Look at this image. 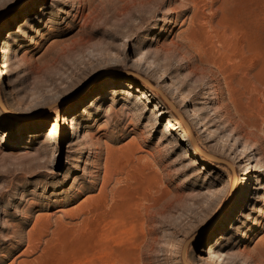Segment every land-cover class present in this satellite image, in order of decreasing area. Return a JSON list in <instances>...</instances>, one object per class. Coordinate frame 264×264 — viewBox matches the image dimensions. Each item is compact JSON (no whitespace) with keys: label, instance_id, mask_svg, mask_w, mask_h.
Returning a JSON list of instances; mask_svg holds the SVG:
<instances>
[{"label":"rangeland","instance_id":"obj_1","mask_svg":"<svg viewBox=\"0 0 264 264\" xmlns=\"http://www.w3.org/2000/svg\"><path fill=\"white\" fill-rule=\"evenodd\" d=\"M139 1L0 0L10 73L1 75L0 110L22 116L0 117V264H264V162L253 161L264 151V0ZM225 51L237 60L230 73L258 90L229 95V64L223 74L215 63ZM178 86L207 126L179 110ZM159 102L187 119L204 153L232 163L250 152L234 165L232 190L229 166L191 150ZM109 151L108 194L130 189L150 201L111 199L85 225L77 207L99 195ZM239 192L249 196L225 214Z\"/></svg>","mask_w":264,"mask_h":264},{"label":"bare ground","instance_id":"obj_2","mask_svg":"<svg viewBox=\"0 0 264 264\" xmlns=\"http://www.w3.org/2000/svg\"><path fill=\"white\" fill-rule=\"evenodd\" d=\"M159 1L160 0H140L139 3H140L141 8H143V7L146 6L147 3L156 4ZM191 1L195 4V6H199L205 0H191ZM255 17H256V21H255V23L253 25L257 29H259V27L262 24V21H260V19H259V15H258V11L257 10L255 11ZM214 25H215V23L213 22L212 23V31H214V28L216 27ZM237 39H239V38H237ZM217 42H219V39L217 40ZM220 42H221V44L223 45L224 48H225L226 45H228V43L232 44V42H233V34L230 37L224 36L223 38H221ZM212 46H213V43H212ZM246 48H248L246 46V44L242 45V51L245 50ZM0 53H3V56L0 55V58L1 57L3 58V60L0 61V79L2 80L1 75H4V77H7V76L9 77L10 73L8 71L9 62H7V60H6V53H7L6 49L1 47ZM236 61L237 60H235L234 58L229 56V52L228 51H225V52H223V53H221V54H219V55H217L215 57V63H216V65L218 66V68L220 69V71L223 74H224V71L227 72L226 65L229 64V79L227 78V76H225V80H226L227 85H228L229 95L231 97H234L238 93H240L241 95H245V94L250 93L252 91L258 90V88L256 86H254V85L253 86H249L248 84H246V83L242 82L240 79H238V77H236V76H234V75H232L230 73V65L235 63ZM114 78L115 79L119 78V75H116ZM154 86H155V88L159 89L158 88L159 86H156V85H154ZM148 87L151 88L152 90L156 91V89H153V87H151V85H148ZM176 89H178L177 90V92H178V95H177V97H178V101L177 102L178 103L177 104H178L179 110L182 111L184 109L186 111V116L189 117V119L192 120V121L193 120H197V118H200L201 122H200L199 128L207 126V123H205V120H202L203 113L200 114L199 113L200 110H198L194 106H190L192 104V102H193V99H191L189 94H187L185 92H180V87L179 86L176 87ZM140 99H145V100H148V101H154L153 96L149 92H146V91L142 92V96L140 97ZM71 102H73V100H71L69 102L70 104L68 105V107L65 108V110H67L69 107H72L75 104V103H71ZM157 107H159L160 109L162 108L163 110H165L166 113H169L170 116L172 117V119H176V120L179 119L180 126L183 129L186 130L187 136H188V138L190 140L188 147L191 150H193L194 149L193 146H195L196 149L200 153H202L203 151L200 150L201 148L198 146L199 142L197 143L198 140L196 141L195 136L193 135L194 133L192 131V128H191L189 122L187 121V119L184 118L187 121L186 122L181 115H177V113H175L172 109H170L165 103H160L159 102ZM61 116H63V112L58 110L56 112V119L61 118ZM0 117H2L4 119H7L8 121L17 122L19 119H21L22 116L18 115V114H15L14 116H12L11 114H7L5 112H1V110H0ZM42 119H46V117L45 118H40L39 120H42ZM66 123L69 124L68 122H66ZM186 123L188 124V127L190 128L191 132H189L188 129L186 128V126H187ZM185 140H188V139L185 137ZM244 152H249L248 148L245 145H244ZM192 153L195 154V157H197L194 160L196 163L204 164L206 167H212L213 163L208 161V160H211V159L207 158L208 160H206L201 155H199L198 153H195V152H192ZM107 155H108V157H107V160L105 162V175L103 176V184H102V187H101L99 195L92 196L90 198L85 199L77 207V209L80 211V214H78V215H82V217H83L82 223L85 224V225H90L92 220H93V218H94V216H96L99 213V209L100 208H106L109 205L111 199H114L115 204H117L119 206L122 205V206H125V207H126V205H133V204L134 205H141L142 201H143V204H145V201H148V200L150 201V195L149 194H144V193H141V192H138L135 198L130 197V194H129V190L130 189H125V190L122 189L120 191V193H117L115 190H111L110 193L108 194L107 188L111 184V182L113 181V178H114V174H111L112 168H115L116 165L114 163L115 154L112 151L111 152L109 151L107 153ZM244 157H248V159L251 160L250 152L247 155H243L242 157H240V159H242ZM254 157H256V158H254L253 161H257L258 165H259V163H263L264 162V151H263L262 155L259 154V155H255ZM240 159H238L237 157L230 158V160L232 161V163H230L231 165L229 166V169L232 172V178H231V176L229 178V181H231V185H230L231 190L234 188V185H235L236 179H237L236 169H235L234 165ZM212 170H213V167H212ZM253 171H254L253 165L251 163H249L247 165L246 170H244V172H242L243 173L242 175H244L243 176L244 179H247V185H249V186L251 185V183H250V181H251V173H253ZM214 172L215 171L213 170L210 173L212 174ZM230 175H231V173H230ZM93 177H96V176H93ZM243 177H242V179H243ZM263 177H264V173H263ZM161 179H162V177L159 178V183L161 182ZM137 189L139 191H142L143 184H142L140 189L139 188H137ZM262 189H264V186H262ZM246 196H247V194L245 192H242V193L239 192L238 196L236 194V196L232 199V202L230 203L229 207L227 208V210L224 213L225 214L228 213V212H229V214L232 213V210L234 209L235 204L239 200L245 199ZM159 205H160V203H157L156 207H159ZM147 207L150 209V206L147 205L146 208ZM164 208L165 207L159 208V213L161 215L164 214ZM148 213H149V211H148ZM224 213H223V215H225ZM66 214L73 215V212L69 211ZM150 217H151V214H150ZM61 221L62 220L57 221L55 226H58ZM219 222H222L221 217L217 219L215 225L218 224ZM50 225H52V222H50ZM62 229H63V226L61 225V226H59L56 229V232L58 233ZM77 229H78V227H72V230H77ZM184 248H186V247L184 246L183 249H182V258H183L184 262H186V260H187V258H186L187 248H186V250ZM184 251H185V253H183Z\"/></svg>","mask_w":264,"mask_h":264},{"label":"water","instance_id":"obj_3","mask_svg":"<svg viewBox=\"0 0 264 264\" xmlns=\"http://www.w3.org/2000/svg\"><path fill=\"white\" fill-rule=\"evenodd\" d=\"M138 77H139L142 81H144V82L146 81L145 83H146L147 85H151V87H153V89H156V91L162 95V97L164 98V100H165L168 104H170L171 107H173V108L175 109L174 104L168 99V97H166V96L163 94L162 91H160L159 89L155 88V86H154L153 83H151V82L148 81L146 78H144V77H142V76H140V75H138ZM178 115H181V114L178 113ZM181 116H182L183 119H184V116H183V115H181ZM184 120H185V119H184ZM185 121H186V120H185ZM186 122H187V121H186ZM186 124H187V123H186ZM186 128L188 129L189 132H191L190 128L188 127V124H187ZM193 135H194V134H193ZM194 141H195V140H194ZM202 154H203L206 158H209V159H211V160L214 161V162H217V163H224V164H226V165H228V166L231 165L230 162H228V161H226V160H223V159H221V158H219V157H216V156H214V155H211V154H209V153H204V152H202ZM188 244H189V241H188L184 246L187 248V247H188ZM186 248H184V249L186 250ZM183 253H185V251H184Z\"/></svg>","mask_w":264,"mask_h":264}]
</instances>
